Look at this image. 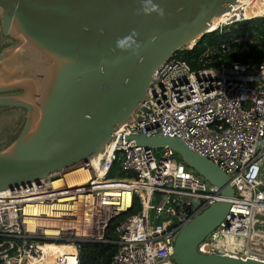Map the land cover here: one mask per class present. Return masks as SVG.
<instances>
[{
  "label": "built area",
  "instance_id": "built-area-1",
  "mask_svg": "<svg viewBox=\"0 0 264 264\" xmlns=\"http://www.w3.org/2000/svg\"><path fill=\"white\" fill-rule=\"evenodd\" d=\"M235 6L214 31L252 19L239 1ZM229 48L208 47L192 57L195 68L176 54L158 67L136 117L116 126L97 162H83L84 179L72 184L59 171L1 190L0 262L54 264L55 247L64 244L79 264L84 245L114 243L111 264H177L181 228L224 197L172 148L132 138L161 134L218 164L235 190L228 215L198 251L264 263V60L210 65Z\"/></svg>",
  "mask_w": 264,
  "mask_h": 264
},
{
  "label": "water",
  "instance_id": "water-1",
  "mask_svg": "<svg viewBox=\"0 0 264 264\" xmlns=\"http://www.w3.org/2000/svg\"><path fill=\"white\" fill-rule=\"evenodd\" d=\"M236 2L153 0L157 11L146 13V0H0L1 34L13 41L0 51V107L25 111L16 139L0 149V191L101 153L116 126L136 117L155 70L211 32L213 17ZM124 39L126 47H118ZM132 138L172 148L224 197L181 228L174 242L177 264H264L198 251L235 197L218 164L178 137Z\"/></svg>",
  "mask_w": 264,
  "mask_h": 264
},
{
  "label": "trees",
  "instance_id": "trees-1",
  "mask_svg": "<svg viewBox=\"0 0 264 264\" xmlns=\"http://www.w3.org/2000/svg\"><path fill=\"white\" fill-rule=\"evenodd\" d=\"M234 33H237L235 38L233 37ZM245 34H249V40H236ZM223 43L229 44V50L217 53L210 65L220 67L223 64L229 65L235 61L244 63L263 61L264 17L241 22L230 28L228 32L211 31L198 40L189 50L184 49L176 55L187 61L192 68H195L199 65L191 60L192 57L198 58L208 47H219ZM116 248L117 246L114 243L101 246L84 245L80 252L79 264H111Z\"/></svg>",
  "mask_w": 264,
  "mask_h": 264
},
{
  "label": "bare ground",
  "instance_id": "bare-ground-1",
  "mask_svg": "<svg viewBox=\"0 0 264 264\" xmlns=\"http://www.w3.org/2000/svg\"><path fill=\"white\" fill-rule=\"evenodd\" d=\"M239 1L244 7H245V14L247 16L253 15V16H258V15H264V0H237ZM236 4V3H235ZM235 4H233L234 7ZM225 15H222L221 13L216 14L213 17V23L210 26V31L216 30L222 23L226 21ZM101 155V153H98L96 155H92L90 159H93L95 162H97L98 157ZM85 162V161H84ZM84 163H80L77 165H74L73 167L64 170L65 173H67V178L70 183H74L77 181L76 178L78 179H84V174L85 171L83 170ZM80 176V177H79ZM87 176V174L85 175ZM7 190V189H6ZM72 248L69 246H66L64 244H57L55 247V263L54 264H63L62 261V256L61 254H66V257L68 258V263L67 264H73V257L69 256V253H71ZM0 264H7L5 262H0Z\"/></svg>",
  "mask_w": 264,
  "mask_h": 264
},
{
  "label": "rangeland",
  "instance_id": "rangeland-1",
  "mask_svg": "<svg viewBox=\"0 0 264 264\" xmlns=\"http://www.w3.org/2000/svg\"><path fill=\"white\" fill-rule=\"evenodd\" d=\"M257 17H264V15L252 16V19ZM240 23L241 21L234 25L233 24L226 25L223 27V30L224 32L225 31L228 32L230 28H232L233 26L235 27ZM236 34L237 33L233 34L234 38L236 37ZM249 39H250L249 34H245L236 40L245 41ZM11 43H13L11 39H6L2 36L1 28H0V51ZM24 118H25V111L22 109L0 107V149L7 147L10 143H12V141H14V139H16L19 131L22 128Z\"/></svg>",
  "mask_w": 264,
  "mask_h": 264
},
{
  "label": "clouds",
  "instance_id": "clouds-1",
  "mask_svg": "<svg viewBox=\"0 0 264 264\" xmlns=\"http://www.w3.org/2000/svg\"><path fill=\"white\" fill-rule=\"evenodd\" d=\"M146 4H147V5H151L150 8H149V7H145L144 11H145L146 13L149 12V11H157V6L153 3V0H146ZM159 14H160L161 17H163V16H164V10H163V9H160V10H159ZM117 45H118V47H120V48H125L126 45H127V39L119 40V41L117 42Z\"/></svg>",
  "mask_w": 264,
  "mask_h": 264
},
{
  "label": "flooded vegetation",
  "instance_id": "flooded-vegetation-1",
  "mask_svg": "<svg viewBox=\"0 0 264 264\" xmlns=\"http://www.w3.org/2000/svg\"><path fill=\"white\" fill-rule=\"evenodd\" d=\"M3 36V35H2ZM4 37V36H3ZM5 38V37H4ZM6 39H9V38H6ZM23 110V109H22Z\"/></svg>",
  "mask_w": 264,
  "mask_h": 264
}]
</instances>
